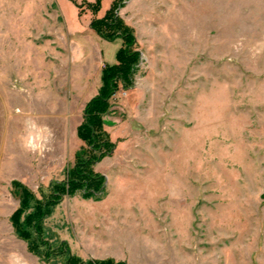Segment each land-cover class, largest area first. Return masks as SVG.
I'll use <instances>...</instances> for the list:
<instances>
[{
  "label": "rangeland",
  "instance_id": "1",
  "mask_svg": "<svg viewBox=\"0 0 264 264\" xmlns=\"http://www.w3.org/2000/svg\"><path fill=\"white\" fill-rule=\"evenodd\" d=\"M94 2L0 0V264H264V0ZM113 5L138 56L97 149L77 127L122 45L90 27ZM85 159L103 189L21 236L23 188L46 201Z\"/></svg>",
  "mask_w": 264,
  "mask_h": 264
},
{
  "label": "trees",
  "instance_id": "2",
  "mask_svg": "<svg viewBox=\"0 0 264 264\" xmlns=\"http://www.w3.org/2000/svg\"><path fill=\"white\" fill-rule=\"evenodd\" d=\"M92 11H97L99 8V0L94 3H88ZM113 8L107 10L100 19H93L90 22V27L104 39H114L117 36L122 38V45L116 52V62L113 64H105L101 70V84L98 93L92 97L84 106V115L81 124L77 127V134L79 138L85 140L92 147L101 149L103 147L113 146V143L108 139V134L103 130L104 114L109 107V98L117 89L119 83L125 86L129 84L133 65L136 62L138 53L131 48L134 43V37L128 30L114 27L117 23V16ZM119 22V21H118ZM114 29H116L114 31ZM114 31V32H112ZM95 160L94 158H92ZM91 159H85L77 162V164L69 170V177L65 182H56L53 184L52 192L48 200H37L32 196L27 188H23L22 198L20 201L21 207H26L30 201L34 200L33 208L28 213L23 221H19L18 212L17 218L13 216L14 222L17 223V228L21 236L26 237L29 235V230L40 232V221L50 211V205L59 201L61 195L67 193L74 194L80 190L82 197L88 198L97 195L103 189L104 177L92 171ZM38 238V237H37ZM39 239V238H38ZM62 243H64L62 241ZM117 264H125L124 262H116ZM69 264L73 261L69 259ZM93 264V263H89ZM95 264H114L109 260L98 261Z\"/></svg>",
  "mask_w": 264,
  "mask_h": 264
},
{
  "label": "crops",
  "instance_id": "3",
  "mask_svg": "<svg viewBox=\"0 0 264 264\" xmlns=\"http://www.w3.org/2000/svg\"><path fill=\"white\" fill-rule=\"evenodd\" d=\"M145 247H147V246H145ZM145 251V250H144ZM128 262H129V260H128Z\"/></svg>",
  "mask_w": 264,
  "mask_h": 264
}]
</instances>
